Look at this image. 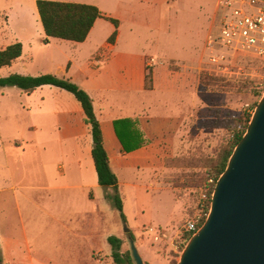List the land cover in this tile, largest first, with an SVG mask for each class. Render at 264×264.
<instances>
[{
  "label": "crops",
  "instance_id": "obj_1",
  "mask_svg": "<svg viewBox=\"0 0 264 264\" xmlns=\"http://www.w3.org/2000/svg\"><path fill=\"white\" fill-rule=\"evenodd\" d=\"M136 1L138 4H135ZM36 2L37 0H28L33 16L37 23H41ZM176 2L178 0H170V2L169 0H120L122 10L114 15L105 13L100 0L69 2L96 6L104 16L116 19L120 24L116 29L112 23L98 19L84 43L50 38L48 44H44L46 35L43 26H38L43 44L48 49H53L47 52L48 57L44 58L45 74L33 75L30 65L34 62V54L40 46L34 45L33 39L27 38L23 33L25 31L17 32L10 25L8 31L11 42L0 49L2 51L16 43H21L23 46V53L19 59L11 66L0 68L1 78L13 74L32 77L52 74L59 78L70 79L88 93L101 124L104 146L112 171L119 179L120 191H123V188L135 187L137 190L145 188L135 184L139 180L136 172L146 176L149 185L155 183L157 190H161L158 186L162 182L169 185V189L174 193L171 201L175 207L171 212L163 214V217L168 216L170 222L175 225V228H172L174 234L179 232L181 225L193 211L188 207L191 201L190 195L185 196L182 192L178 195L179 190L182 191L179 188L182 187L181 183L166 181L168 176L178 175L182 169L177 166L167 167L164 161L181 155V152L177 151L182 149L191 124L195 119H199L208 107L203 101V93L199 90L204 58L200 63L199 60L204 55L203 51L193 46L180 45L164 34L170 28V7ZM104 24L108 26L109 31L99 41L97 39L99 28L101 27L102 30ZM26 27L28 28V25L24 28ZM115 31H117L116 39L113 43H109V38ZM55 50L63 55L58 59V64H55L53 58ZM27 52L29 54H26ZM148 70L153 73L151 90L146 89ZM26 95L29 96V104H33L32 106L36 108L34 114L36 123L46 126L39 140L43 155L51 156L54 163L56 162L54 169L51 170L56 175L54 176L56 185H46L44 191L50 197V192L54 191L60 194L70 190L78 191L75 199L84 201L88 209L74 216L76 226L75 230L71 231L72 242L75 249H79L80 240H85L87 236L88 242H91V245L86 246L87 264H98L93 254L97 256L95 252L104 249L106 253L110 252L112 257V248L108 239L114 235L107 237L105 245L100 244L93 224H96L100 217L103 218L102 212H106L107 208L110 209V204L114 207L109 198L113 195V189L103 188L98 184V175L92 157L94 143L91 128L86 122L82 106L71 93L54 86H43ZM35 95H37L36 103H31ZM121 120H130L134 123V132L144 141L142 147L126 152L115 126V123ZM31 130H38V127H32ZM71 171L74 172L76 184L68 180L67 176ZM8 180L7 176H1L0 170V193L6 190L4 183ZM182 182L185 180L182 179ZM98 188L102 189L100 204L97 203V196L95 201L88 198V193L93 192L96 195L95 190ZM107 190H112V194L104 195ZM122 197L124 198L123 195ZM104 200H107L106 203ZM124 213L126 215L125 204ZM108 227H104V231L114 230L110 229L111 225ZM114 231H118V228ZM129 232H132L136 240L135 245L144 262H153L152 250L140 246L141 242L137 241L141 238L140 234L136 235L132 230ZM14 250L13 242L6 241L4 248L0 247V264H16L12 256Z\"/></svg>",
  "mask_w": 264,
  "mask_h": 264
},
{
  "label": "rangeland",
  "instance_id": "obj_2",
  "mask_svg": "<svg viewBox=\"0 0 264 264\" xmlns=\"http://www.w3.org/2000/svg\"><path fill=\"white\" fill-rule=\"evenodd\" d=\"M100 1L107 15H114L122 10L120 0ZM217 1L178 0L170 7V28L164 34L180 45L193 46L203 51L204 55L200 57L199 63L205 57L204 44L208 34L218 33L219 23L215 17ZM10 25L17 32L25 31L23 33L26 37L32 38L34 45L40 46L36 47L35 60L30 66L33 75L45 74L44 58L53 49L50 50L43 44L38 32V26L42 25L33 16L28 0H0V49L11 42L8 31ZM26 25L28 28H24ZM102 27L97 35L99 41L109 31L107 25ZM62 56L57 50L53 51L55 64H58L57 61ZM239 65L249 69L252 76L224 79L202 73L199 90L208 107L191 124L182 149L177 151L181 155L164 161L167 167L177 166L182 169L178 175L168 176L166 181L181 183L182 187L179 188L182 191L179 190L178 195L181 192L185 196L190 195V211L195 210L200 189L208 186L211 191L214 183L213 179L205 178L206 162L214 160L221 147L231 138L230 135L239 132L244 126L251 116L247 106L256 108L264 97V63L259 60L242 61ZM28 97L16 88L0 89V170L1 176L9 179L4 183L6 190L0 193V247L3 249L8 240L13 242L15 250L12 256L16 264H87L86 246L91 245V242L85 236V240L79 242L81 247L75 249L71 232L76 226L74 216L88 209L87 204L75 199L78 193L75 190L62 194L50 192L51 197L44 191V186L56 185V175L51 172L56 162L51 156L43 155L39 146L46 126L36 123V108L29 104ZM36 100L37 95L31 103H36ZM32 127H38V130H31ZM135 174L139 179L135 184L145 188H123L120 191L124 196L122 200L126 208V222L122 221L117 209L110 204V209L102 212L103 218L100 217L93 224L97 240L105 245L108 236H117L123 240L122 252L126 253L130 251L132 240L129 234L133 235L127 231L132 230L136 235L140 234L141 238L137 240L141 242L140 246L149 247L153 252L154 261L146 262L147 264H178L189 241L185 239V234L178 232L180 229L177 234L172 233L175 225L168 216L163 217V214L171 212L175 207L171 201L174 193L164 182L158 186L161 190H157L155 183L148 184L146 176L140 175V172ZM67 177L72 184H76L74 172H69ZM149 186L150 189L146 188ZM95 192L96 195L89 192L88 198L95 201L97 196V203L100 204L102 189L98 188ZM106 193L112 194V190L105 191L104 195ZM110 225V229L118 228V231H104V227ZM149 227L168 233L162 241L156 243L151 238L145 240ZM106 244L110 248L107 241ZM95 254H98H93L98 264H115L110 252L98 249Z\"/></svg>",
  "mask_w": 264,
  "mask_h": 264
},
{
  "label": "water",
  "instance_id": "obj_3",
  "mask_svg": "<svg viewBox=\"0 0 264 264\" xmlns=\"http://www.w3.org/2000/svg\"><path fill=\"white\" fill-rule=\"evenodd\" d=\"M130 249L135 264H146L134 240ZM178 264H264V97Z\"/></svg>",
  "mask_w": 264,
  "mask_h": 264
},
{
  "label": "trees",
  "instance_id": "obj_4",
  "mask_svg": "<svg viewBox=\"0 0 264 264\" xmlns=\"http://www.w3.org/2000/svg\"><path fill=\"white\" fill-rule=\"evenodd\" d=\"M36 5L46 35L44 44H48L50 38L84 43L98 19H104L112 23L116 29H118L120 24L118 20L104 16L98 7L92 5L51 0H37ZM116 36L117 31L109 38V43H113ZM22 53L23 46L21 43L10 45L0 51V68L11 66L22 56ZM152 85L153 73L151 70H148L146 89L151 90ZM43 86H54L65 90L71 93L81 104L86 122L91 128L94 143L92 157L98 175V184L103 188L113 189V195L109 198L119 212L121 219L126 222L124 204L119 189V179L112 171L110 159L104 146L101 124L95 114L93 101L88 93L74 84L70 79L59 78L52 74L37 77L13 74L6 78L0 77V88L15 87L26 94H31ZM250 121L251 116L247 118V121L239 132L230 135L231 138L221 147L217 157L214 160L206 162L205 178L207 180H214L210 195L214 192L219 178L226 171L230 158L245 135ZM115 126L118 137L126 152H131L142 147L144 141L138 133L134 132V123L132 121L121 120L116 122ZM204 223L205 220L202 221L201 227ZM129 236L135 241V238L131 234ZM191 237V235H186L185 239L189 241ZM108 242L112 248V259L115 264H135L131 249L126 253L122 252L123 241L120 238L111 236Z\"/></svg>",
  "mask_w": 264,
  "mask_h": 264
},
{
  "label": "built area",
  "instance_id": "obj_5",
  "mask_svg": "<svg viewBox=\"0 0 264 264\" xmlns=\"http://www.w3.org/2000/svg\"><path fill=\"white\" fill-rule=\"evenodd\" d=\"M218 33H209L205 42V57L201 72L213 78L250 77V70L239 65L242 61L264 63V0H218L216 22ZM256 108L247 106L253 117ZM214 193V192H213ZM213 193L208 186L200 189L193 214L180 227V233L193 236L206 221ZM168 231L149 227L145 240L162 241Z\"/></svg>",
  "mask_w": 264,
  "mask_h": 264
}]
</instances>
